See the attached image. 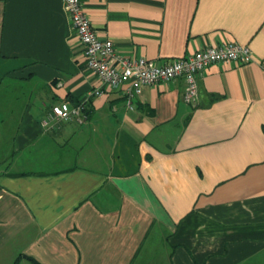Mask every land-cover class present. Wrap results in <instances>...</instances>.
<instances>
[{
  "label": "crops",
  "instance_id": "1",
  "mask_svg": "<svg viewBox=\"0 0 264 264\" xmlns=\"http://www.w3.org/2000/svg\"><path fill=\"white\" fill-rule=\"evenodd\" d=\"M161 63L226 41L246 63L123 88L86 67L62 0H0V264H264V0H80ZM87 118L45 126L51 105Z\"/></svg>",
  "mask_w": 264,
  "mask_h": 264
},
{
  "label": "built area",
  "instance_id": "2",
  "mask_svg": "<svg viewBox=\"0 0 264 264\" xmlns=\"http://www.w3.org/2000/svg\"><path fill=\"white\" fill-rule=\"evenodd\" d=\"M62 2L73 33L82 47L85 65L100 81L101 86L94 88L90 94L97 96L107 87H122L129 108L144 87L176 78L184 80L183 98L193 104L199 95L198 77L206 67L218 62L246 63L252 59L250 47L236 41L207 44L191 54L169 58L161 63L144 57L129 58L114 47L111 39L98 37L80 0ZM87 116L83 103L70 105L60 102L51 105L43 123L51 126L60 120L84 121Z\"/></svg>",
  "mask_w": 264,
  "mask_h": 264
}]
</instances>
